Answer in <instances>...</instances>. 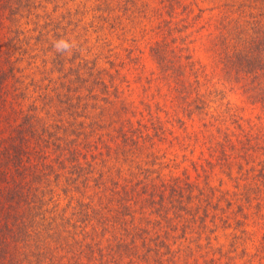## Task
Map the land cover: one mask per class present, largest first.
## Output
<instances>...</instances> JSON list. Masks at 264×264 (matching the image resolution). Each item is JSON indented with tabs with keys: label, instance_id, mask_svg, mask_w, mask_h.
Wrapping results in <instances>:
<instances>
[{
	"label": "trees",
	"instance_id": "1",
	"mask_svg": "<svg viewBox=\"0 0 264 264\" xmlns=\"http://www.w3.org/2000/svg\"><path fill=\"white\" fill-rule=\"evenodd\" d=\"M35 3L0 0V264H264V0L222 5L206 62L197 0H99L88 42L146 18L151 72L70 38L39 60L72 23ZM225 89L260 122L232 129Z\"/></svg>",
	"mask_w": 264,
	"mask_h": 264
},
{
	"label": "rangeland",
	"instance_id": "2",
	"mask_svg": "<svg viewBox=\"0 0 264 264\" xmlns=\"http://www.w3.org/2000/svg\"><path fill=\"white\" fill-rule=\"evenodd\" d=\"M35 1V6H32L31 9L35 11L36 15L40 16L35 17L34 15L32 17V22L38 21L40 24H44L46 21H54V23L59 25V27L66 26V28L68 21L72 23L68 25V28H71L69 30L70 33L68 34L65 33L62 28L59 29V31L64 32V38H61L62 40L57 42V45L61 42H66V40L68 41V38H70L73 45L75 44L77 46L78 44H81L79 51H81L82 54L86 55H93L96 53H103L105 55H108L109 53H111L109 49L113 48V46H116V48L113 49L112 52H116L120 56H124V59H126V61H129L128 55L131 53V56L133 55L132 57H140L141 62L144 64V67L148 72H151L156 68V64L150 55V44L151 42H153L151 39V32L149 31L148 33V29L144 31L145 24L148 23L146 18L141 17L138 20H135L136 18L133 20H129L125 16H123L121 20L118 19L120 23L118 25L119 28L117 30H114L110 28V26H107L108 33L106 39H109L110 41L105 40L108 42H104V40H101L100 42L96 43L95 40H92L88 42L87 36H85V29H89L90 19H92V14L95 13L94 8L97 4H99V0H42L43 2L41 3V0ZM197 1L199 6L202 7V9H205L204 20L202 21V23L209 19V21L212 23L210 27L204 28L199 34L196 32L192 36V40L195 39L193 42L196 49L194 52L195 56L206 62L212 59V54L214 51L212 49L211 42L212 36L209 35V33L214 30V24L223 11L222 5L227 2H230L231 0ZM75 9H80L84 12L88 11V13L85 14V18L84 16H82V14H78V16H76L74 13ZM68 11H71V14H68ZM26 21H29L30 23V18L23 20V22ZM202 23L198 24L197 28ZM33 26L34 24L30 23L28 27L34 28ZM46 29L50 30L49 27H47ZM29 33L34 34V31H31ZM52 34L53 31L50 32V35ZM66 43L68 44V42ZM57 45L54 48L53 46L52 48H49L48 45L41 46L42 51H39L38 48L35 53L39 51V60L41 58L50 57V52L52 50L58 49ZM86 47H88V50L92 49V51L89 53ZM50 49L51 51H49ZM59 49H61V47ZM71 52L72 49L68 47V51L66 53ZM101 63L108 65V63L106 64L105 59L102 60ZM130 77L131 79H133V74ZM225 92L226 97L221 103H218V108L221 112L222 117L226 121H228L232 129L235 125L232 122L235 120L245 119L253 123L260 122L259 109L256 108L254 105L250 104L248 101H246L245 97L242 96L239 91L225 89ZM138 94L139 92L133 95V97L137 100L140 99L137 96ZM29 102L30 100L28 102H23V104L28 106ZM228 109H231L229 113L226 112ZM212 183L216 185L220 183L218 176L213 179ZM227 185L225 184L224 186L231 187L230 182ZM221 239L223 240V237H221Z\"/></svg>",
	"mask_w": 264,
	"mask_h": 264
},
{
	"label": "clouds",
	"instance_id": "3",
	"mask_svg": "<svg viewBox=\"0 0 264 264\" xmlns=\"http://www.w3.org/2000/svg\"><path fill=\"white\" fill-rule=\"evenodd\" d=\"M58 48L63 47V48H68L69 45L66 42H61L60 44L57 45Z\"/></svg>",
	"mask_w": 264,
	"mask_h": 264
}]
</instances>
